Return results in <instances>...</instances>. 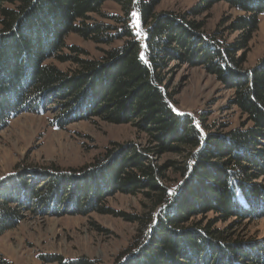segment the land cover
I'll use <instances>...</instances> for the list:
<instances>
[{"label": "trees", "instance_id": "16d2710c", "mask_svg": "<svg viewBox=\"0 0 264 264\" xmlns=\"http://www.w3.org/2000/svg\"><path fill=\"white\" fill-rule=\"evenodd\" d=\"M222 1L244 14L223 33H203V25L189 19ZM107 2L116 4L121 15L103 14ZM155 7L154 0H0V131L24 110L38 113L58 94L68 97L65 107L74 103L70 111L76 115L86 112L87 106L77 107L84 99L93 108L91 116L100 114L114 125L130 123L149 135L150 148L106 152L92 167L64 174L84 175L82 183L97 189L131 195L149 190L147 210L134 218L137 233L115 264H264V243L238 239L230 229L197 220L209 212L223 222L264 213L259 183L264 179V58L241 70L264 0H199L194 10L177 15L157 14ZM225 33L236 37L228 42ZM70 34L97 45H120L96 60H81L80 49L65 45ZM64 48L76 56H61ZM53 59L71 61L77 69L66 75L47 64ZM174 59L204 68L233 90L229 104L245 117L239 128L220 131L201 116L173 110L163 72ZM60 119L53 122L56 128H64ZM169 152L184 161L163 167L149 160ZM167 166L175 179L166 175ZM66 184L64 191L72 185ZM27 185L25 179L0 183V237L18 226L31 205H54V189L40 194ZM41 260L69 264L55 257ZM0 264L12 263L0 253Z\"/></svg>", "mask_w": 264, "mask_h": 264}, {"label": "rangeland", "instance_id": "374dc122", "mask_svg": "<svg viewBox=\"0 0 264 264\" xmlns=\"http://www.w3.org/2000/svg\"><path fill=\"white\" fill-rule=\"evenodd\" d=\"M154 1L155 13L176 15L187 14L199 2ZM101 12L108 16L121 15L120 8L111 2L105 3ZM242 16L243 13L231 9L222 1L212 5L201 16L188 17L203 25V33L211 34L223 33L231 21ZM92 18L110 24L107 19L97 16ZM235 37L236 34L228 36L225 33L224 39L232 42ZM65 45L80 49L83 53L79 57L81 60H96L120 43L111 46L97 45L70 34ZM242 54L245 58L242 71L251 69L264 58V14L259 17L258 28L249 42L247 54ZM61 56L76 55L64 48ZM47 64L66 75L77 69L76 64L71 61L61 63L53 59L47 61ZM163 77L165 91L173 96L174 111L196 119L201 116L208 124H213L224 132L237 129L244 122L245 117L229 104L233 90L227 89L204 68L191 67L174 59L166 64ZM65 97L52 95V102L48 101L38 113L24 110L10 119L0 131V183L25 179L27 186L33 189L38 187L40 194L54 189L51 194L54 205L50 203L39 208L31 205L33 210L23 211V220L18 226L0 237V253L12 264H57L45 262L41 260L42 257L59 258L69 264H115L137 233L138 224L134 218L145 213L149 206L145 196L149 190L131 195L117 192L114 188L90 187L87 183H82L84 175H64L70 171L77 173L92 167L96 159L106 152L115 151L118 155L131 147L143 150L153 145V140L147 133L130 123L114 125L107 123L100 114L91 116L93 108L84 99L77 107L87 106L86 112L76 115L78 111H70L74 103L64 106L69 102L68 97L64 99ZM59 117L64 128L53 125L54 120ZM149 160L154 165L163 167L169 162L184 161L172 152L152 154ZM166 169V175L173 179L174 169L170 166ZM51 170H57L60 174L55 177ZM59 181H65L64 186L66 183L72 185H68L64 191V186L61 187ZM175 181L172 180V185ZM77 182L78 185L73 186ZM259 183L264 186V179L259 180ZM85 189L90 192H83ZM90 196L94 200H89ZM26 201L28 200L25 198V205L29 206ZM200 219L205 220L204 224L215 223L214 229H230L238 239L255 244L264 243V213L258 219L247 218L242 222L236 219L220 221V216L213 212L200 216L197 220Z\"/></svg>", "mask_w": 264, "mask_h": 264}, {"label": "water", "instance_id": "95a60500", "mask_svg": "<svg viewBox=\"0 0 264 264\" xmlns=\"http://www.w3.org/2000/svg\"><path fill=\"white\" fill-rule=\"evenodd\" d=\"M174 110V109H173Z\"/></svg>", "mask_w": 264, "mask_h": 264}]
</instances>
